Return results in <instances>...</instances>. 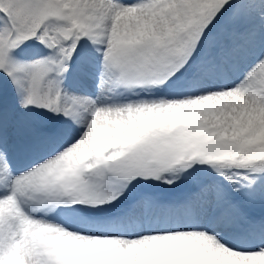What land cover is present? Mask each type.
Instances as JSON below:
<instances>
[{
    "label": "snow or ice",
    "instance_id": "6c2138e0",
    "mask_svg": "<svg viewBox=\"0 0 264 264\" xmlns=\"http://www.w3.org/2000/svg\"><path fill=\"white\" fill-rule=\"evenodd\" d=\"M0 264H264V0H0Z\"/></svg>",
    "mask_w": 264,
    "mask_h": 264
}]
</instances>
